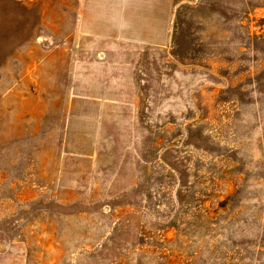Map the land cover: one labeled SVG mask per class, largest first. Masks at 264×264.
I'll return each instance as SVG.
<instances>
[{
    "label": "rangeland",
    "instance_id": "1",
    "mask_svg": "<svg viewBox=\"0 0 264 264\" xmlns=\"http://www.w3.org/2000/svg\"><path fill=\"white\" fill-rule=\"evenodd\" d=\"M142 3L0 0V264H264V0Z\"/></svg>",
    "mask_w": 264,
    "mask_h": 264
},
{
    "label": "crops",
    "instance_id": "2",
    "mask_svg": "<svg viewBox=\"0 0 264 264\" xmlns=\"http://www.w3.org/2000/svg\"><path fill=\"white\" fill-rule=\"evenodd\" d=\"M102 4L107 6L110 11H100L99 8ZM131 6V0H76L77 36H92L89 31L82 28L85 24L95 25V36H99L96 26L107 23L106 18L100 19L102 15L106 14L111 16L109 23L115 26V36H133L129 31H125L124 35L122 32L120 33L121 29L127 28L131 20H134L139 14V8L136 6L131 8ZM142 14L144 15V23L149 25L148 34L150 36H164L166 16L170 15L166 0H143ZM158 26H162V29L159 28L158 30Z\"/></svg>",
    "mask_w": 264,
    "mask_h": 264
}]
</instances>
